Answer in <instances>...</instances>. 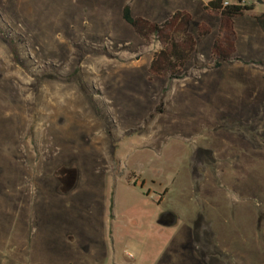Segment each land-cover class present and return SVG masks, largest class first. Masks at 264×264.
Listing matches in <instances>:
<instances>
[{"label":"rangeland","instance_id":"obj_1","mask_svg":"<svg viewBox=\"0 0 264 264\" xmlns=\"http://www.w3.org/2000/svg\"><path fill=\"white\" fill-rule=\"evenodd\" d=\"M210 1L0 0V264H264V0L219 70ZM129 3L191 14L183 79L150 80Z\"/></svg>","mask_w":264,"mask_h":264},{"label":"trees","instance_id":"obj_2","mask_svg":"<svg viewBox=\"0 0 264 264\" xmlns=\"http://www.w3.org/2000/svg\"><path fill=\"white\" fill-rule=\"evenodd\" d=\"M133 0H130L132 2ZM131 3L127 4L122 18L136 35L146 44L157 41L161 49L152 58L148 73L153 78L168 79L170 81L183 79L181 73L197 49L198 40L191 32L192 16L186 11H177L164 23L158 24L143 18H135L131 13ZM254 4L246 0H211L204 7L205 14L210 18H219L220 26L211 54L214 59L213 69L219 70L224 64L241 62L236 58L237 34L235 21L246 13L252 12ZM259 28L264 34V15L256 18ZM211 34V28L200 24L199 38Z\"/></svg>","mask_w":264,"mask_h":264},{"label":"water","instance_id":"obj_3","mask_svg":"<svg viewBox=\"0 0 264 264\" xmlns=\"http://www.w3.org/2000/svg\"><path fill=\"white\" fill-rule=\"evenodd\" d=\"M164 217H167V220H164ZM158 224L167 228L176 227L178 225V217L173 213L164 214L159 218Z\"/></svg>","mask_w":264,"mask_h":264},{"label":"crops","instance_id":"obj_4","mask_svg":"<svg viewBox=\"0 0 264 264\" xmlns=\"http://www.w3.org/2000/svg\"><path fill=\"white\" fill-rule=\"evenodd\" d=\"M124 9V8H123ZM131 13H132V11H131ZM135 18H143V17H140V16H138V17H135ZM143 19H145V18H143ZM147 20V19H146Z\"/></svg>","mask_w":264,"mask_h":264},{"label":"flooded vegetation","instance_id":"obj_5","mask_svg":"<svg viewBox=\"0 0 264 264\" xmlns=\"http://www.w3.org/2000/svg\"><path fill=\"white\" fill-rule=\"evenodd\" d=\"M164 220H167V217H164Z\"/></svg>","mask_w":264,"mask_h":264}]
</instances>
